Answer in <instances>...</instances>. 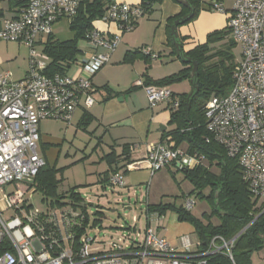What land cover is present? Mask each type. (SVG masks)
<instances>
[{"label": "built area", "instance_id": "2783aa9c", "mask_svg": "<svg viewBox=\"0 0 264 264\" xmlns=\"http://www.w3.org/2000/svg\"><path fill=\"white\" fill-rule=\"evenodd\" d=\"M79 2L28 0L20 15L5 21L0 29V40L29 49L24 79L12 81L10 73L0 75V264H208L205 257L221 250L231 260L235 239L225 242L215 237L203 254L197 252L199 243L192 249L187 242L177 251L148 223L140 241L124 246V240L106 244L90 238L86 228L79 234L82 219L71 207L33 210L25 198L26 192L33 194V181L46 164L38 154L39 123L57 120L70 125L77 108L92 107L91 79L108 64L120 43L119 35L106 37L94 29L86 34L87 46L72 63L73 74L47 75L49 59L43 53L38 55L36 46L52 34L55 23L74 17ZM200 2L212 11L228 12L218 0ZM144 15L140 4L113 2L100 22L116 24L122 34L130 32ZM227 28L240 54L228 93L212 97L204 107L206 130L229 158L237 160L242 181L259 203L264 199V0H234ZM141 53L152 60L158 58L147 49ZM143 90L151 109L162 103L178 106L167 87L143 86ZM202 160L189 157L180 148L156 143L146 147L142 160L125 169L143 166L152 176L172 163L183 170ZM108 182L122 188L123 175L114 174ZM10 186L13 188L7 190ZM193 206L194 202L185 199L182 208L190 212Z\"/></svg>", "mask_w": 264, "mask_h": 264}, {"label": "trees", "instance_id": "16d2710c", "mask_svg": "<svg viewBox=\"0 0 264 264\" xmlns=\"http://www.w3.org/2000/svg\"><path fill=\"white\" fill-rule=\"evenodd\" d=\"M163 1L141 0L139 4L144 9V17L150 15L154 7L162 4ZM171 1L179 4L178 0ZM185 1L192 9V14L178 26L177 32L180 26L186 25L195 17L202 6L200 0ZM112 3L113 0H80L76 14L67 22L70 32L73 33L72 39L59 41L51 34L42 41L41 52L49 59L46 68L47 75L66 74L70 70L73 61L80 54L79 41L84 40L86 34L95 29L94 23L100 21ZM180 6L181 12L166 21L167 46L177 60L179 58L172 43L170 27L175 21L182 19L190 12L187 7ZM137 24H135L134 28ZM223 35L230 37L228 28L209 35L207 43ZM178 36L186 58L197 65L198 91L191 99L188 119H186L184 113L188 94L172 93V98L178 102V106L177 108L169 106L170 120L168 124L172 128L162 133L160 143L171 145L172 148H179L181 144H185L187 147L185 152L189 157L203 158L193 168L183 169L182 171L185 173V178L193 186L191 194L205 199L211 206L212 211L210 214L204 213L201 219H197L190 212L185 211L182 207H176L173 203H159L147 206L146 212L157 214L161 218L170 211L176 215L179 223L189 224L198 240L197 252L199 254L206 253L209 250L210 243L215 237H219L225 242L235 239L234 245L230 250L231 260L226 255V251L221 250L205 257L208 264H253V255L264 248V202L259 204L251 196L250 191L242 181L237 160L229 158L225 150L210 138L206 130L204 112L206 103L212 97L225 96L232 86V71L236 62L231 53V48H233L235 43L230 37V43L225 51H220L216 54L220 60L216 64L210 65L211 56L206 55L207 45H198L184 50L185 38L181 37L179 33ZM137 59H143L146 63L151 60L149 56L143 55L141 50H136L126 53L123 63L132 64ZM181 63L184 68L179 73L157 81L146 79L139 87H170L175 82L184 79L190 80L192 65L190 63ZM90 121L91 117L85 114L79 126H87ZM122 151L124 157L121 160L118 159L114 152L104 155L102 160L106 162L108 171L102 174L100 184L109 185L108 181L112 175L117 173L125 175L127 173L125 167L132 162L128 157L127 145L122 147ZM172 164L176 165V163ZM211 167L217 168L218 173L211 172ZM62 172L63 169H56L45 164L33 181L32 192L41 196L46 208L71 207L77 212L79 210V216L82 219L80 220L82 226L79 231L80 234L84 232L89 221L86 205L75 188L63 194L58 193V186L62 181L59 176ZM207 190L208 192L204 193ZM214 217L218 221L217 224L211 222ZM97 223L99 222L95 220L94 225ZM250 223L251 225L240 234ZM216 243L218 246L222 245L219 240H216Z\"/></svg>", "mask_w": 264, "mask_h": 264}, {"label": "rangeland", "instance_id": "374dc122", "mask_svg": "<svg viewBox=\"0 0 264 264\" xmlns=\"http://www.w3.org/2000/svg\"><path fill=\"white\" fill-rule=\"evenodd\" d=\"M218 1L228 11L227 13L221 14L212 11L209 9L208 4L204 5L201 3L202 6L195 17L178 29L180 36L185 38L184 50L198 45H207L206 55L211 56L210 65H214L220 60L216 54L220 51H225L231 40L229 36L223 35L207 43L209 35L226 30L227 20L234 3V0ZM153 17H159V13L155 12ZM145 22H148V18L141 23L144 24ZM156 25L157 23H155ZM136 31L134 29L125 34H134L133 37H136ZM54 35L60 41L71 40L73 37V33L70 32L65 22H60L56 26ZM8 44L10 42L0 40V55H3L4 46ZM86 46V41H79V49ZM36 49L37 54L41 55L42 46H37ZM145 49L150 50L147 47ZM99 52H103V50H99ZM231 53L234 61L237 62L240 49L236 44L231 48ZM21 62L20 58L10 62L2 69L0 75L17 68L21 65ZM161 62L168 66V69L173 70L172 72H175V74L184 68L180 60H177L175 56H172V58L161 56L157 60V64L160 65ZM74 68L72 67L71 73ZM103 68L101 70L103 71L101 86L107 84L114 89H112L114 92L122 93L119 87L128 86L133 79L130 66L112 63ZM170 87L175 94H189L191 91V85L187 79L175 82ZM118 98H123V96ZM118 98L115 100L118 101ZM124 103V101L122 103L117 102L118 105H123ZM103 131L102 127L94 123L87 126H78L77 118L71 125L57 120H45L40 122L39 125L38 154L48 166L63 169L62 174L59 176L62 181L58 186V193L63 194L75 188L80 195L86 205V212L89 216L86 234L90 238L106 244L110 242L119 243V240H124L121 244L123 246L129 245L132 241H140L143 238L144 230L148 223H150L153 231L163 233L164 229L168 227L170 219L175 214L168 211L164 217L159 219L148 218L146 207L159 203H173L176 207H182L185 199H189L194 202L190 213L195 218L201 219L204 213H211V206L205 199L191 194L193 186L185 178V173L171 165L155 172L152 177L147 178L146 182L139 186L121 188L95 183L96 173L101 169L98 168L97 163L101 162L102 156L109 153L107 144H109L110 137L108 134L103 135ZM179 148L185 151L187 147L185 144H181ZM211 172L218 173L217 168L211 167ZM123 182H126L125 178ZM18 187L20 189L23 188L21 185ZM12 188V186L7 187V190ZM207 192L208 190L204 191V193ZM25 198L32 205L33 210H45L46 204H44L39 194L33 195L29 191L26 192ZM262 201L264 199L259 201V204ZM125 207H130L131 211L124 212L123 209ZM5 217H8V215H5ZM95 220L99 222L96 225H94ZM211 222L213 224L218 223L216 217L212 218ZM191 236L193 239L195 238L193 234ZM252 260L253 264H264V248L253 255Z\"/></svg>", "mask_w": 264, "mask_h": 264}, {"label": "crops", "instance_id": "0c3cea01", "mask_svg": "<svg viewBox=\"0 0 264 264\" xmlns=\"http://www.w3.org/2000/svg\"><path fill=\"white\" fill-rule=\"evenodd\" d=\"M113 2L134 6L138 5L141 0H113ZM26 3L27 0H0V29L5 21L17 18ZM155 12L159 13V17H153ZM180 12V4L174 3L171 0H164L162 4L154 7L150 15L144 17L136 27L131 30H137L135 32L136 37H133L134 34H121L116 24H105L100 21L94 23L95 29L103 33L106 37L114 35L120 36L119 45L111 55L108 64L104 67L112 63L130 66L133 79L128 86L119 87L122 93L114 92V89L107 84L101 86L103 71L100 69L91 79V96L94 100L93 106L85 109L81 105L77 108L70 125L77 118V124L79 126L83 116L88 114L91 117L89 124H97L104 129L103 135H109V144H107L109 153L114 152L119 160L124 157L122 155V147L124 145L128 147V157L130 161L135 162L142 160L146 153V147L150 144L160 143L162 133L172 128L168 124L170 120L169 105L167 103H162L153 109L149 108L144 90L139 86L142 85L146 79L157 81L175 74V72H172L173 70L168 69L169 67L162 62L158 65L157 60H159L161 56H167L169 58L173 56L167 46L166 21ZM146 18H148V22L144 24L141 23ZM60 22H65L68 27V23L64 20L55 23L52 31V35L55 38L54 30ZM155 23H157L156 26ZM40 45L41 44H38L37 46L39 47ZM146 47L150 49L149 51L151 54H156L158 58L155 60L151 59L148 63L143 59H137L131 65L123 63L126 53L145 49ZM4 48L3 55H0V72L7 64L20 58L22 61L21 65L11 69L8 73L11 74L12 81L24 79L28 71L29 49L26 46L12 42L4 46ZM71 70L72 69L67 73L73 74L74 72L71 73ZM167 88L174 93L171 87ZM121 96H123V98H118ZM117 98L118 101L115 100ZM123 101L125 102L123 105L117 104V102L122 103ZM103 157L104 156L101 158V162L97 163L98 168L101 169L96 173L97 177L95 183H99L102 174L108 171L107 164L102 160ZM171 166L178 169L174 164ZM152 176L143 166L138 170L127 171V173L123 175V179H126V182H123V188L139 186L145 183L147 178ZM189 226L190 225H187V223H179L176 215H173L169 221L168 227L164 229L165 231L163 233L158 231L155 232L159 237L166 239L171 247L177 251H180L183 244L186 245L187 242L191 244V248L193 249L192 246L196 245L198 240L194 234L193 228ZM192 234L195 236L194 239L191 236Z\"/></svg>", "mask_w": 264, "mask_h": 264}, {"label": "water", "instance_id": "95a60500", "mask_svg": "<svg viewBox=\"0 0 264 264\" xmlns=\"http://www.w3.org/2000/svg\"><path fill=\"white\" fill-rule=\"evenodd\" d=\"M178 3L180 5H183L185 7H187L190 12L187 16L183 17L182 19L180 20H177L175 21L171 27H170V35H171V39H172V43H173V46L175 48V51H176V55L177 57L179 58L180 62H183V63H190L192 65V70L190 72V84H191V91L190 93L188 94L187 96V99H186V103H185V110H184V113H185V117L186 119H188V113H189V110H190V103H191V99L193 98V96L197 93L198 91V88H197V65L196 63L192 62L190 59L186 58L185 54H184V51H183V48H182V44L180 42V39H179V36H178V32H177V28L180 24H182L184 21H186L192 14V9L190 8L189 4L187 3V1L185 0H178ZM121 100V99H120ZM176 166H179L178 164H176ZM123 211H131V208L130 207H125L123 209ZM264 212V211H263ZM262 212V213H263ZM261 213V214H262ZM260 216V215H259ZM255 220V219H254ZM251 225V223L249 225H247L241 232L240 234L245 231L249 226ZM238 236V235H237Z\"/></svg>", "mask_w": 264, "mask_h": 264}]
</instances>
